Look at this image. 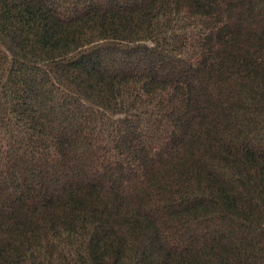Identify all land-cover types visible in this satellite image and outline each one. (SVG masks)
I'll use <instances>...</instances> for the list:
<instances>
[{
    "label": "trees",
    "instance_id": "obj_1",
    "mask_svg": "<svg viewBox=\"0 0 264 264\" xmlns=\"http://www.w3.org/2000/svg\"><path fill=\"white\" fill-rule=\"evenodd\" d=\"M0 264H264V0H0Z\"/></svg>",
    "mask_w": 264,
    "mask_h": 264
},
{
    "label": "rangeland",
    "instance_id": "obj_2",
    "mask_svg": "<svg viewBox=\"0 0 264 264\" xmlns=\"http://www.w3.org/2000/svg\"><path fill=\"white\" fill-rule=\"evenodd\" d=\"M140 133L143 135V134H147V136H148V132H146L144 129H142L141 131H140ZM142 138V137H141ZM141 140H143V139H141Z\"/></svg>",
    "mask_w": 264,
    "mask_h": 264
}]
</instances>
